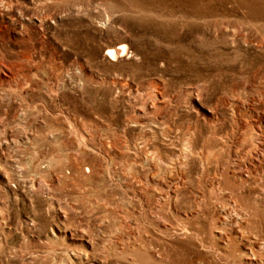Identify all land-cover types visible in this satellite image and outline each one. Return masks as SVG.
I'll list each match as a JSON object with an SVG mask.
<instances>
[{
    "label": "rangeland",
    "instance_id": "obj_1",
    "mask_svg": "<svg viewBox=\"0 0 264 264\" xmlns=\"http://www.w3.org/2000/svg\"><path fill=\"white\" fill-rule=\"evenodd\" d=\"M262 143L264 0H0V264H126L133 241L156 264H247L209 223L247 235L237 193L264 230Z\"/></svg>",
    "mask_w": 264,
    "mask_h": 264
},
{
    "label": "bare ground",
    "instance_id": "obj_2",
    "mask_svg": "<svg viewBox=\"0 0 264 264\" xmlns=\"http://www.w3.org/2000/svg\"><path fill=\"white\" fill-rule=\"evenodd\" d=\"M126 50V45L122 44L118 50H115L113 48L106 50L105 55H107L111 59H116L117 56H121L126 53ZM192 94L194 95V97H197V93L195 91ZM151 95L153 97H150L148 100L141 101L138 107H133V111L137 115V118L136 116H134L130 119L132 123L140 127L139 129L142 132L150 129V124H148V122L151 121V118L149 117L153 116L154 118L160 119L162 117L161 111L165 109V107L163 108L165 103L162 99L163 97L162 93L160 92V87L155 86L152 89ZM245 122H247V120L242 119L241 124L243 125ZM159 123L161 124L163 129H170L167 122L162 121ZM182 133L187 136L184 143L185 145L187 144L186 147H189L188 143H190L191 139L188 136L192 134L191 126L187 125L184 129H182ZM106 145L110 148H116V141H108ZM253 153L256 158H263L264 144H260V147L256 148ZM144 159L147 160L148 158ZM256 170L257 166L254 163H250L244 174H242L241 172H237L236 170L228 171L225 175L226 177L225 181L223 182V186L227 189H230L229 186L235 188L236 180H238L237 187L242 188L245 185L241 184L244 181L242 177L245 176L247 179L254 180ZM57 179L58 177L56 178V180ZM229 206L230 210L233 209L234 211H236L234 216L239 217V220H237L236 222H238V224H240L242 228L247 229V235L239 232V235H235L229 238H227L226 236L224 237L225 234L222 233V227L218 224L220 219L218 217H215L214 219L211 218L209 223L211 229L210 236L212 238L220 240V242H223L225 240L227 242L228 248H232V255L235 256L239 261L245 260L247 261V264H264V230L257 228L258 212L248 208L244 203L243 197L239 196L237 193H235L232 201L229 202ZM260 210V212L263 211L264 213V205L261 206ZM259 216H261L260 213ZM182 230L185 233H191V228L188 226L182 227ZM245 240L252 243L249 249L241 248V244H243ZM127 248L128 250H126L122 254L123 259H125L126 261V264H146V259L150 260L149 264H156L162 261V259L160 258V255L162 256V252L158 249H153L148 242L142 241L140 243L137 241H133L132 243H129Z\"/></svg>",
    "mask_w": 264,
    "mask_h": 264
}]
</instances>
